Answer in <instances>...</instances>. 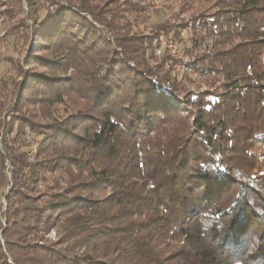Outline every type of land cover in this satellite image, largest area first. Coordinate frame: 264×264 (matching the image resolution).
Wrapping results in <instances>:
<instances>
[{"label":"trees","instance_id":"16d2710c","mask_svg":"<svg viewBox=\"0 0 264 264\" xmlns=\"http://www.w3.org/2000/svg\"><path fill=\"white\" fill-rule=\"evenodd\" d=\"M166 1L0 0V264H264V0Z\"/></svg>","mask_w":264,"mask_h":264},{"label":"rangeland","instance_id":"374dc122","mask_svg":"<svg viewBox=\"0 0 264 264\" xmlns=\"http://www.w3.org/2000/svg\"><path fill=\"white\" fill-rule=\"evenodd\" d=\"M166 4H168V7H169L171 5V2L166 1L163 3V5L165 6L164 8L167 9L168 7L166 6ZM169 8L170 9H167L168 13L165 10L164 12H160V13H157L154 16H152L151 22L153 24H157V23L168 21L169 20L168 18L170 17V15L175 12V9L171 8V6ZM0 11H1V6H0ZM7 25L8 24L2 20V17L0 15V37H2L4 35V33L6 32L5 30L7 28ZM186 39H187V35H186L184 40H182V41L178 40L179 44L181 43L180 47L182 50V54H184V52H186V49L184 47L186 44ZM16 46H17V38H16V36L11 35L9 37V46L8 47L6 45L0 43V54L7 51V52H9L10 55L15 56L18 52V49L16 48ZM44 55H45V53H44ZM1 56L2 55H0V78L2 76L7 75V73L9 72V70L11 68V65L8 62L1 61ZM184 56L187 57V59H189V57L187 55L184 54ZM171 72H172V70H171ZM172 76H174V77L177 76L176 78L179 79L178 82L182 83V85H184L187 90H194V91H200L201 92L202 90H205V88H207L204 81H200L198 78L191 77L190 74L187 75L184 72H177L174 70L172 72ZM26 136H28V139L30 140L31 143L29 142V143L25 144L26 139L23 138V141H24L23 151L27 155L28 159L30 161H32L36 157V153H35L36 148H35L34 138H33V136L30 135L28 130L26 131ZM30 150H33V151L30 152ZM223 186L226 187V186H228V184H225ZM251 230L252 229H250L248 232H251ZM50 237L52 239H54L55 238V232H53Z\"/></svg>","mask_w":264,"mask_h":264},{"label":"built area","instance_id":"2783aa9c","mask_svg":"<svg viewBox=\"0 0 264 264\" xmlns=\"http://www.w3.org/2000/svg\"><path fill=\"white\" fill-rule=\"evenodd\" d=\"M146 11L150 14L164 12L165 8L162 0H147ZM188 45H191L190 42L188 43ZM211 47H212V43L208 42L207 44L202 45L199 51L201 54L211 55L212 54ZM155 55L157 58H160L164 55L168 56L172 61L175 62L173 65L174 70L177 72L183 71V67H184L183 63L186 61V57L184 56V54H182L180 44H178V42L174 39L173 35H171L169 38L164 40L162 47L156 51ZM29 142L30 140L28 139L27 136L25 144ZM32 151L33 150H30V152Z\"/></svg>","mask_w":264,"mask_h":264}]
</instances>
